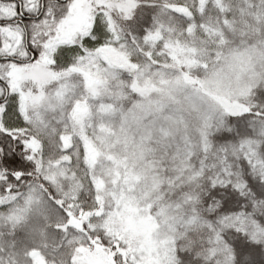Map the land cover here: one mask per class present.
<instances>
[{
	"label": "snow or ice",
	"instance_id": "obj_1",
	"mask_svg": "<svg viewBox=\"0 0 264 264\" xmlns=\"http://www.w3.org/2000/svg\"><path fill=\"white\" fill-rule=\"evenodd\" d=\"M0 264H264V0H0Z\"/></svg>",
	"mask_w": 264,
	"mask_h": 264
}]
</instances>
